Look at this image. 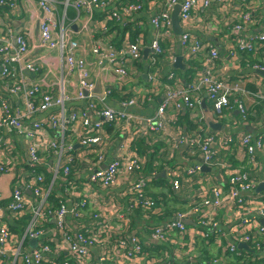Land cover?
Here are the masks:
<instances>
[{"label":"built area","instance_id":"2783aa9c","mask_svg":"<svg viewBox=\"0 0 264 264\" xmlns=\"http://www.w3.org/2000/svg\"><path fill=\"white\" fill-rule=\"evenodd\" d=\"M39 9L45 14L40 21L41 42L49 49H58L61 64L68 72L77 74L80 80L79 94L88 92L84 97L87 101L86 110L78 111L67 109L65 105L64 92L54 98L48 93H43L41 89L34 86L23 76L27 71L35 73V64L24 63L23 59L28 53L27 37L17 36L14 39H0V78L5 79L7 97L0 99V176H8L13 184L20 180H27V190L31 197H26L23 189L15 187L11 195L7 198L4 210L9 213L12 220L29 216L28 223L22 232V236L10 232L7 225L0 226V264H173L169 260H149L145 261L146 251L143 249L142 239L130 229L131 215L138 207L142 211L151 210L153 202L145 200L148 186L151 184L154 174L145 173L144 168L146 158L141 157L131 146V140L121 141L122 144L115 156L104 167L106 161L107 145L110 138L105 133L104 128L112 126L119 128L123 123L128 127L134 125L138 127L144 135L165 134L170 130V126L165 120V111L171 104L172 94H170L161 104L153 118H138L130 114L128 109L136 106V99L123 102L119 109L108 106L105 92L102 97L92 95L93 85L87 83L85 66L86 64L75 59V52L78 48L77 42L68 33L63 20L58 19V10L63 7L64 11L71 8L79 13H84L91 17L97 11L104 21V25L109 22H116L122 25L127 19L142 10L143 0H34ZM161 9L150 19V25L156 30V36L149 44L151 51L150 67L153 70L149 75V81L157 80L156 67L159 58L163 55L160 45L161 40L172 34L171 11L179 7V24L182 33L179 37V44L183 50V58L193 60L201 57L205 64L214 65L218 59V53L201 43L199 39L191 36L188 31L191 22L200 15H203L211 5V0H160ZM217 6H224L228 0H214ZM14 7L13 0H0V6ZM261 11L259 0H240L238 7L229 15L230 22L234 24L233 30L239 34L238 47L241 51L255 52L264 46V25L256 34H250V29L255 25L257 16ZM65 19V16L62 17ZM236 22V23H235ZM56 40L54 32L58 27ZM73 27L67 24V28ZM59 31V32H58ZM142 35L134 42L127 41L119 48L108 42L98 41L92 49V54L99 57L101 62L106 60L110 63L116 81L122 85L127 79V65L141 58ZM108 50L107 54L102 51ZM116 63V65H115ZM15 65L18 68H15ZM253 70L264 71V54L260 63L254 65ZM199 84L209 96L212 106V117L221 118L225 111L230 113L236 110L243 123L248 122V115L243 101L239 99L231 100L232 91L242 92L238 87H229L225 82L205 76L199 80ZM120 85V86H121ZM195 86L182 90L180 104L175 106L176 111L181 107L188 109L192 118L199 122L205 121L202 116L194 114L199 99L195 96ZM244 97L255 96L242 92ZM16 98L18 105L13 107L10 99ZM83 98V97H82ZM258 101L264 102L262 97L255 96ZM55 104L58 108L46 122H36L37 115L49 110ZM95 117L97 120H93ZM174 123V121H173ZM50 126L57 131L60 140L48 138L44 134L43 126ZM172 126V125H171ZM6 132L5 135L2 133ZM231 131L225 140L219 144L222 153H228L231 146L242 147L244 151V165L231 171L227 161L218 158V148L215 147L217 138L215 134L191 133L186 138L188 155L191 157L201 156L198 164L191 163L185 169V175L201 176V181L207 185L205 195L193 197V215L197 230L194 234L185 228L184 221L187 216L183 213L177 214L173 220L167 223L158 224L155 230L150 233V238L159 243H168V237L164 236L166 231H176L180 238L187 235L191 237L188 249L193 250L196 238H211L214 235L215 243L225 245L221 259L210 262H199L197 264H246L247 256L239 250L240 244L257 242L252 249L254 264H264V250H259L260 243L264 242V190L256 192L260 184H264V134L252 137L248 134L232 135ZM78 139L77 150L72 137ZM16 138H23L27 141V165L15 168L16 157L10 156L11 147ZM76 148V150H74ZM77 152V156L86 159L85 171L87 173L85 182L77 185L73 178L68 182L63 190L66 203L58 208H52L48 203V196L53 188H56L58 174L69 175L72 171L74 158L66 156L70 151ZM47 152L55 160L53 171L54 179L48 186H44V176L36 172L40 165V154ZM89 156V157H88ZM200 161V162H199ZM202 167H207L211 172L224 171L220 182L208 174H201ZM260 175H256L257 171ZM217 172V173H218ZM171 178L170 184L175 191L180 188V170L171 168L167 171ZM258 177V178H257ZM209 185V186H208ZM228 187L227 199L231 201L230 209L237 212V219L228 235L225 237L221 233L208 236L210 228H214L224 222L230 215L221 207L222 189ZM119 188L120 198L123 203L115 204L108 193ZM101 192L106 208L111 211L102 213L94 212L89 219V223H84V212L91 203L99 205L98 193ZM243 194H248L244 197ZM210 196L212 210L204 212L198 204L205 196ZM33 198L36 202H33ZM4 199L0 194V201ZM0 208V215H2ZM67 217H71L74 227L68 225ZM53 221V230L46 232L45 225ZM144 225V223H143ZM143 227V226H142ZM144 229V227H143ZM114 239H112V232ZM17 239L13 252V259H7L8 247ZM204 239V238H203ZM26 241L38 242L30 251H22V244ZM258 252H255V250ZM97 251V256L93 257L92 251ZM55 257L65 258L62 263H57L49 259ZM231 259L236 260L231 262Z\"/></svg>","mask_w":264,"mask_h":264},{"label":"crops","instance_id":"0c3cea01","mask_svg":"<svg viewBox=\"0 0 264 264\" xmlns=\"http://www.w3.org/2000/svg\"><path fill=\"white\" fill-rule=\"evenodd\" d=\"M13 1L14 7L9 8L7 16L3 10L0 11V39H14L21 35L27 37L28 53L24 57L23 62L35 64L37 71L35 73L23 72L24 78L41 89L43 93H48L54 98L57 97L62 89L65 97V105L68 110H86L87 101L84 97L88 92L79 94L80 80L77 74L68 72L61 64L58 49H49L46 44L41 42L39 24L41 19L45 17V14L39 9L34 0ZM239 4L240 0H228L224 6H217V3L211 0L210 7L203 15L195 18L188 29L191 36L196 37L202 44L207 45L210 49H214L218 53V61L217 63L215 61L214 65L205 64L201 57H199L193 60V62L197 61L194 64L195 67L190 68L187 64L189 60L183 58V50L179 44L180 35L177 36L175 34L171 24L172 34L165 36L160 42L163 55L159 58V63L155 70V73H157V80L155 82L149 81V75L152 74L151 68H149L151 58L149 44L151 39L157 34L156 30L150 25V19L161 9L162 2L160 0H143L142 10L127 19L120 26L116 22H109L104 25L102 16L97 11H94L89 18L84 13L78 14L71 8L64 11L63 7H60L58 10V19L65 22L64 27L68 30L65 33V37L70 33L78 44L75 59L86 64L85 69L89 77L87 83L93 85V90L89 91L92 95L102 97L106 91L109 92V94H105L107 96L106 103L113 109H119L121 103L125 102L124 100L135 98L137 100L136 106L128 109V112L138 118H153L157 108L172 94L171 104L165 111V120L170 126L168 132L165 134L144 135L138 127L134 125L128 127L124 123L119 128L113 129L112 134H107L106 128H104L105 133L110 138L107 145L106 158L110 152L111 157L115 156L120 145L125 140H131V146L141 157L145 156L138 152V148L140 147L141 152V148L145 147L144 142L146 146H151L145 157L146 164L144 172L154 174L146 193L158 198L159 205L156 206L157 217L158 219L168 218L167 211L165 210L167 209L166 207L176 203L177 205L173 216L180 213L185 214L187 216L186 218H188L184 222L185 227L187 230H191L192 234L195 233L197 227L195 226V217L192 216L193 211L190 202L195 196H204L207 185L201 181L200 175L188 177L184 173L188 164H198V160L202 158L198 156L197 159L189 161L190 156L187 151L186 138L191 134V129H188V124L194 123V121L200 124L203 123L205 125V133L216 135L217 143L215 147L219 150L218 158L227 161L231 171L244 165V151L238 144L225 154L222 153L223 150L220 149L222 146L219 143L225 140L231 131H233L232 135L251 134L253 135L252 137L264 134V102L255 99V96L262 97L264 95V75L261 71L256 72L252 68L254 65L260 63L263 54L259 50L263 49L264 46L250 53L239 49L237 41L240 37L233 30L234 24L230 22L229 17ZM259 4L261 11L255 25L249 30L250 34L258 33L261 26L264 25V0H259ZM174 9L171 11V16ZM63 16H65V19H62ZM67 24L73 27L68 29ZM59 29H61L60 26L54 32L53 36L55 40L56 36L60 35V33L57 35V30ZM140 35H142L143 41L141 58L133 63L129 62L127 65V79L121 85L116 81L117 78L113 74L110 63L106 60L101 62L99 57H95L92 54V49L98 41H109L115 47L119 48L127 41L134 42ZM102 52L107 54L108 50L105 49ZM179 57H182V69L174 67ZM15 68H18V66L15 65ZM191 69L193 74L187 76V72L185 71ZM205 76H210L214 80L223 81L229 87L236 86L242 92L255 95L254 97L248 96L246 98L242 92L233 90L232 96L230 97L232 101L239 98L243 101L246 110L250 114V120L247 123L241 121L236 110H233L231 113L225 111L221 118H211L213 116L211 103L209 102V98H207L204 88L199 84V80ZM6 82L5 79L0 78V99L7 97ZM193 86L197 88L195 96L199 99V104L196 106L194 114L197 117L203 116L205 118L203 122H199L198 118H192L188 109L181 107L176 111L175 108V106L180 104L182 90ZM10 102L13 107L18 105L16 98L10 99ZM57 111L58 108L53 104L49 110L38 114L36 119L33 120L44 123L48 120V117ZM92 119L97 120L95 117H92ZM209 121L214 124H220L222 129L220 131L212 130L209 126ZM43 128L44 134L48 138L60 140L57 131H53L50 126L44 125ZM2 134L5 135L6 132ZM71 141L75 143L73 147L79 150V146L76 144L78 139L73 136ZM65 155L74 158L71 170L73 173L72 178L76 179V182H78L77 185H81L80 183L86 181V159L79 158L77 152L73 150L67 152ZM10 156L11 158H17L15 168H21L23 164L29 166L27 164V141L23 138H16L11 147ZM40 159V165L37 169L38 173L44 177L45 174H48L51 183L54 179L53 171L56 160L44 151L40 154ZM151 160L153 161L152 165ZM171 168H178L180 170V188L178 191H175L170 184L171 178L168 176L167 171ZM207 169V167H202V177L211 174L216 182L217 178L218 182L221 181L224 175L223 170L210 173ZM39 170L43 171L39 172ZM256 175H260L259 170L256 172ZM27 185V180L25 179H21L19 183L13 184V181L10 182L8 176H0V194L4 197L0 201V208L3 213L0 215V226L2 224L7 225L13 235L16 234L20 237L23 234L24 228L18 226L16 222L14 223V220L4 210V207L7 204V198L11 195L15 187L19 188L18 186H20L25 192L26 197H31V193L26 191ZM222 191L221 207L230 217L224 222L220 221V224L214 228H210L207 232L208 236L221 233L226 237L230 228L235 225L238 216L236 211L230 209L231 201L227 199L228 187H224ZM120 193L119 188L110 192L115 204L123 203V199L120 198ZM98 196L100 198L99 205L91 203L85 210L84 223H89V219L94 212L106 213L111 211L104 204L103 194L99 192ZM172 196L178 197L177 201L179 203L173 200ZM243 196L247 197L248 194H243ZM208 202L211 203L209 195L205 196L201 201L198 199V204L204 212L212 210V205ZM152 215L155 216V212ZM173 216L170 219L173 220ZM170 219L160 220L158 222L159 224H164ZM67 222L69 227H74L71 217H67ZM138 223L139 225L136 229H133L136 223L132 225L133 228L130 226V229L133 232H137L142 240H149L152 244L146 251V262L149 260L160 261L161 258L163 260H169L173 264L209 262L212 259H221L220 257L225 250L224 247L227 246V244H216L213 235L211 238L203 237L204 239L197 237L194 249L190 250L188 249V243L191 241V237L185 235L180 238V235L176 231H170L171 236L168 243L155 242L150 238V232H146L141 226V223L139 221ZM53 224L51 220L46 223V232L53 230ZM114 234H117V232H112V239H114ZM17 239L19 238L16 236V240L8 247V261L13 259L14 248L18 242ZM37 243L36 241H26L23 243V253L30 251ZM156 247L162 248V251L158 252L160 255L155 254L157 252ZM92 255L96 257L97 251L93 250ZM257 257L264 258V256ZM231 262H234V260L231 259Z\"/></svg>","mask_w":264,"mask_h":264},{"label":"trees","instance_id":"16d2710c","mask_svg":"<svg viewBox=\"0 0 264 264\" xmlns=\"http://www.w3.org/2000/svg\"><path fill=\"white\" fill-rule=\"evenodd\" d=\"M1 10H3L5 13H6V16L8 15V11H9V7H7V6H5V5H2V6H0V11ZM257 18H258V16H257ZM120 26V25H119ZM259 52L260 53H262V54H264V48L263 49H261V50H259ZM194 60V59H193ZM193 60H189L188 62H187V64L190 66V68L191 67H195V63L197 62V61H195V62H193ZM217 61H218V59L216 60V63H217ZM193 62V63H192ZM151 72H153V70H151ZM185 72H187L186 73V75L188 76H190L191 74H193V72H192V69L191 70H187V71H185ZM192 79V78H191ZM190 79V80H191ZM207 98H209V96L207 97ZM130 99H128V100H124L125 102H127V101H129ZM245 106V105H244ZM245 109H246V107H245ZM232 112V111H231ZM230 112V113H231ZM246 112H247V115H248V121L250 120V114L248 113V111L246 110ZM186 116V115H185ZM189 126H188V129H191V133H193L194 134V132L195 133H198L199 135H203L205 132V125L202 123V124H200V123H197L196 121H194V123H190V124H188ZM113 127L112 126H108V127H106V131H107V134H112L113 133ZM248 135H250V136H253V135H251V134H248ZM149 141V140H148ZM144 146L145 147H142L141 148V152H140V147L138 148V152L139 153H142L145 157H146V155H147V152H149V149H150V147L151 146H146V144H145V142H144ZM148 147V148H147ZM231 147H235V146H231ZM146 148V149H145ZM141 154V155H142ZM227 154V153H226ZM190 156V155H189ZM194 159H197V157L196 158H194V157H191L190 156V160L189 161H192V160H194ZM152 163H153V161L151 160V165H152ZM165 164V163H164ZM40 171H43V170H39V172ZM36 172L38 173V170L36 169ZM72 172L69 174V175H67V176H64L63 174H58L59 176H58V179H57V184H56V188H53L52 190H51V192H50V194H49V196H48V198H47V200H48V203L52 206V208L54 209V208H58V207H60L61 205H64L65 203H66V201H65V199H64V193H63V190L65 189V187H66V185L68 184V182L69 181H71L73 178H72ZM46 177V178H45ZM45 177H44V186L46 187V186H48L49 185V183H50V180H49V177H48V174H45ZM262 191V190H261ZM261 191H259V192H261ZM258 192V193H259ZM108 195H110V196H112L110 193H108ZM143 196H144V199L145 200H152V202H153V207H152V209L149 211V210H147L146 212L145 211H142L141 210V208L140 207H138V208H136L135 210H134V212L132 213V215H131V223H130V226L133 228V226L132 225H135V223H136V225L134 226V228L133 229H136L137 227H138V225H139V223H138V221L141 223V226H143L144 227V230L146 231V232H152V231H154L155 230V227L159 224V222L158 221H160V220H166V219H170V218H172V216H173V213L175 212V208H176V203L175 204H173L172 206H169V207H166L167 209H165L166 211H167V217L168 218H164V219H158V217H157V212H156V210H157V205H159V202H158V198H156V197H152L151 195H149V194H147L146 192H145V194H143ZM173 197V196H172ZM178 198V197H177ZM177 198L176 197H173V200H176V202L177 203H179L178 201H177ZM32 200H33V202H36V200H34L33 198H31ZM164 210V211H165ZM155 212V216H153L152 215V213L153 212ZM175 216H173V218H174ZM28 220H29V216H25V217H21L20 219H17V220H15L14 219V223L16 222V224L18 225V226H22L23 228H25L26 227V225H27V223H28ZM138 220V221H137ZM167 221H169V220H167ZM196 221V220H195ZM143 223H144V225H143ZM185 225V224H184ZM186 228V227H185ZM187 229V228H186ZM164 236L165 237H168V238H170V236H171V232L170 231H166L165 233H164ZM256 244H258L257 242H252V243H248V246L247 245H245L246 246V248L247 249H239L241 252H242V254L243 255H245V258H246V256H247V260H246V264H254L253 263V257H252V249L253 248H255V246H256ZM261 245H259V250H264V242L263 243H260ZM142 245H143V249H145V251H147L148 250V248H150L151 246H152V244H151V241H149V240H142ZM156 250H157V252L155 253V254H157V255H160V254H158V252H160V251H162V248H158V247H156L155 248ZM255 252H258V250L256 249L255 250ZM63 259H65V258H60V257H55V258H53V259H49V260H51V261H55V262H59V263H62V261L61 260H63ZM164 259H165V256H164ZM161 260H163V258H161L160 259V261ZM213 260V259H212ZM212 260H210V261H212ZM215 260V259H214ZM209 261V262H210ZM234 261H236V260H234ZM188 262V261H187ZM237 262V264H240L238 261H236ZM69 264H75L74 263V261H70L69 262Z\"/></svg>","mask_w":264,"mask_h":264},{"label":"water","instance_id":"95a60500","mask_svg":"<svg viewBox=\"0 0 264 264\" xmlns=\"http://www.w3.org/2000/svg\"><path fill=\"white\" fill-rule=\"evenodd\" d=\"M178 13H179V8L177 6L174 9L172 16H171L172 29L177 36L181 35V28L179 25ZM263 14H264V5H263ZM263 24H264V21H263ZM174 67H178L180 69L183 68L182 57H179L176 60ZM256 72H260V71H256ZM261 73L264 75V71H261ZM209 126L211 127L212 130H215V131H220L222 129V126L220 124H214L211 121H209ZM110 161H111V152H110V154L107 155L106 161H105L102 168H104ZM207 170L209 171V169H207ZM261 190H264V184H260L259 187L256 189V192H259ZM239 249H247V248H246L245 244H240Z\"/></svg>","mask_w":264,"mask_h":264},{"label":"rangeland","instance_id":"374dc122","mask_svg":"<svg viewBox=\"0 0 264 264\" xmlns=\"http://www.w3.org/2000/svg\"><path fill=\"white\" fill-rule=\"evenodd\" d=\"M57 181V180H56Z\"/></svg>","mask_w":264,"mask_h":264}]
</instances>
